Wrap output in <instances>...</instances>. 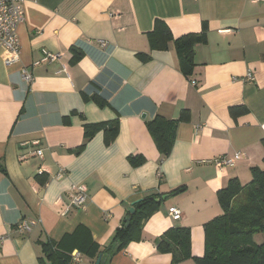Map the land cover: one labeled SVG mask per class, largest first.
Masks as SVG:
<instances>
[{"label":"crops","instance_id":"1","mask_svg":"<svg viewBox=\"0 0 264 264\" xmlns=\"http://www.w3.org/2000/svg\"><path fill=\"white\" fill-rule=\"evenodd\" d=\"M23 9L19 61L7 66L11 53L0 45V264H50L40 244L47 241L70 257L80 252L78 264H94L89 244L108 245L133 202L180 186L143 222L144 239L115 246L100 264H172L154 239L177 225L190 229L193 258L202 256L203 224L222 213L216 192L264 168V0H24ZM155 19L174 37L206 27L189 77L172 43L149 49ZM44 50L59 57L35 64ZM140 53L150 58L141 61ZM249 71L253 81L244 79ZM94 94L107 103L98 105ZM185 109L189 118L161 161L145 122ZM113 119L118 133L110 144L99 131L75 152L84 123ZM236 152L231 166L213 162ZM130 154L145 162L132 167ZM74 185L85 187L87 200L62 214ZM169 207L181 211L179 220ZM33 219L39 222L29 232L16 226Z\"/></svg>","mask_w":264,"mask_h":264},{"label":"trees","instance_id":"2","mask_svg":"<svg viewBox=\"0 0 264 264\" xmlns=\"http://www.w3.org/2000/svg\"><path fill=\"white\" fill-rule=\"evenodd\" d=\"M206 27L200 33H186L174 37L169 26L161 19H155L152 29L147 33L149 49L166 50L172 43L177 56L178 67L181 73L189 77L194 68L195 45L204 39ZM81 52L73 50L72 61H77ZM141 61H147L150 56L140 53ZM91 98L100 106L106 100L99 94ZM236 108L231 112L236 115ZM188 111L182 110L175 119L166 118L156 114L147 120L146 126L153 142L159 152L160 160L165 159L171 152L176 138L179 123L187 121ZM83 138L75 152L79 153L86 142L97 132L103 131L104 142L110 144L118 133V119L99 123H84ZM264 146V138L262 139ZM132 167H137L145 162L141 154H130L127 157ZM264 162V158H263ZM4 171V168H1ZM184 186L173 189L169 195L184 191ZM222 213L203 224L204 253L194 257L191 254L190 229L186 226H171L154 239L157 250L171 255L172 264H177L189 258L195 264H264V168H251V179L246 184H241L237 178H232L227 185L216 192ZM164 194L152 193L139 199L134 204V213H126L121 226L116 229L112 240L103 249L96 243H90L85 254L94 258L112 250L125 248L131 242L144 239L143 222L147 220L163 201ZM130 219L128 220V218ZM128 222V223H127ZM262 235V240L256 242L254 236ZM43 256L50 264H70L71 257L60 252L58 244L42 242ZM95 259V260H96ZM95 263V262H94Z\"/></svg>","mask_w":264,"mask_h":264},{"label":"built area","instance_id":"3","mask_svg":"<svg viewBox=\"0 0 264 264\" xmlns=\"http://www.w3.org/2000/svg\"><path fill=\"white\" fill-rule=\"evenodd\" d=\"M24 0H0V45L11 53V56L5 60V64L12 65L19 61L20 46L17 30L19 25L24 19V9H23ZM102 46L106 45L105 41H100ZM59 54L51 53L46 50L43 51V56L35 64L40 62H51L57 60ZM21 76L23 80L27 83L32 81V75L25 69H21ZM247 81H253L254 76L252 72H247L245 77ZM194 83L193 81H191ZM42 150L37 149L36 154L41 155ZM241 157L240 152H236L232 157L218 156L215 157L213 162L219 166H231L234 162ZM70 203L65 208L62 214L66 213L69 206L73 207H82L87 200L86 189L83 185H74L69 191ZM168 216L172 220H179L181 218V211L176 207H169L167 210ZM39 222V220L33 219L28 221H22L17 224V228L20 231L29 232L32 228ZM2 239L0 238V241ZM81 261V253L74 252L71 255L70 264H78Z\"/></svg>","mask_w":264,"mask_h":264},{"label":"water","instance_id":"4","mask_svg":"<svg viewBox=\"0 0 264 264\" xmlns=\"http://www.w3.org/2000/svg\"><path fill=\"white\" fill-rule=\"evenodd\" d=\"M142 116H144V115H142ZM170 195L169 194H167V195H164L163 196V199H166L167 197H169ZM137 201H139V200H137ZM137 201H135V202H133L132 203V205H131V207L128 209V213L131 215V214H133L134 213V204L137 202ZM130 219V217L128 218V220ZM128 223V222H127ZM100 260H101V254L97 257V259H96V261H95V263L94 264H100Z\"/></svg>","mask_w":264,"mask_h":264},{"label":"rangeland","instance_id":"5","mask_svg":"<svg viewBox=\"0 0 264 264\" xmlns=\"http://www.w3.org/2000/svg\"><path fill=\"white\" fill-rule=\"evenodd\" d=\"M254 239H255L256 242H260L262 240V235L261 234H256L254 236Z\"/></svg>","mask_w":264,"mask_h":264}]
</instances>
